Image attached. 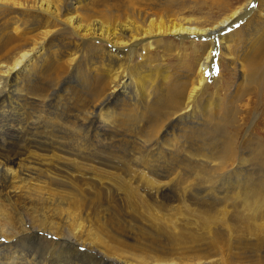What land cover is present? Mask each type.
I'll return each instance as SVG.
<instances>
[{
    "label": "bare ground",
    "instance_id": "1",
    "mask_svg": "<svg viewBox=\"0 0 264 264\" xmlns=\"http://www.w3.org/2000/svg\"><path fill=\"white\" fill-rule=\"evenodd\" d=\"M182 6L0 0V264H264L238 247L264 252V178L212 190L202 169L233 160L222 129L230 118L219 116L220 103L200 99L217 39L216 64L223 57L240 74L229 106L260 72L264 0L235 4L211 22ZM165 56L180 60L166 64ZM10 110L14 119H3ZM82 126L102 147L138 145L145 160L126 167L136 185L108 156L110 164L85 158L93 147L80 144ZM146 158L192 161L153 176L146 170L159 163ZM180 165L189 169L174 174ZM171 186L182 189L169 194ZM201 188L213 200L199 198ZM236 230L246 232L239 241ZM41 239L48 249L31 247Z\"/></svg>",
    "mask_w": 264,
    "mask_h": 264
},
{
    "label": "rangeland",
    "instance_id": "2",
    "mask_svg": "<svg viewBox=\"0 0 264 264\" xmlns=\"http://www.w3.org/2000/svg\"><path fill=\"white\" fill-rule=\"evenodd\" d=\"M245 1L246 0H173V4L176 8L183 5L181 7L182 9L179 8L183 12V14H186V15L188 14V15H191L193 17H197L199 21L201 20V21H205V22H211V21H214V20L220 18V16H222L224 14V12H226L228 10L227 9L228 7L234 6L235 4L241 5ZM237 26L234 27L235 30L233 28L232 31L237 32L236 29H239V28H237ZM238 27H240V26H238ZM241 32L244 33L246 31L241 30ZM169 38H171V37H169ZM241 40H242V38H241ZM196 41L201 42L202 40L201 41L196 40ZM217 41H218V39H217ZM217 41L213 46V50H212V54H211L212 63H210V67L206 70V76L211 75L212 77L211 76L210 77L212 79L213 78L214 79L213 80L211 78L207 79V81L205 83V88L203 90L202 97L200 98L202 101L201 100L200 101L202 103H204L205 101L208 103L211 101L210 99L215 100V102H218L221 104V107L218 110L219 116L225 117L226 114L227 115L229 114L228 117L230 118V119H225V123L223 124L224 127H222V129L225 131V132H223L224 136L229 142L225 145H228L230 148L234 149L231 153V154H234L232 157L233 160L228 161V163L225 166V169H216L217 168V165H216L217 161L213 162L214 164L216 163L215 166L213 163L209 164L210 167L206 166L204 164L205 167H207V169H205V167L203 168L204 170L202 169V172H204V173L207 172L206 174H208V175L205 174L206 176L212 177V181H211L212 190L214 192L220 193L219 191H222V188L225 189L224 187H228V185L230 186L232 184L234 185L236 182H241L242 179L244 181H246V183H248L251 181L249 179L258 180L260 178H264V160L261 158L264 156V57L261 58V63H260V66L258 67V70L260 72L256 73V77L252 81V83L244 84L242 86V90L240 91V95L237 97V99H234V101H233L234 107H231V106H229L228 101L230 98V94L233 93V91L235 90V87H237V84L239 83L240 77H238V75L240 76V74L237 73V71H236L237 69H234V70L229 69L227 67L225 59L223 57L221 58L220 63L216 64V59H217L216 55L219 53V50L217 49L218 48ZM155 49L152 50V54L153 55L154 54L155 55H161L160 49L156 48V47H155ZM185 53L189 54L190 56L193 55V53L191 52V47H190V50L185 51ZM173 55H174V53H173ZM184 57H185V60L188 61L189 63L191 62L190 60L193 59L192 57L188 58L187 55ZM222 59L224 61H222ZM135 60L138 62L141 61L142 56L141 55L136 56ZM178 60H180V59L179 58L177 59L176 56H165L164 57V61L166 64H173L174 65V63L178 62ZM169 69L171 71L173 70L172 68H169ZM206 98H209V99H206ZM210 108H211V106H210ZM12 116H13V114H11V110H10L9 116L6 118L3 117V119H7V118H8L7 120L14 119L15 115L13 117ZM82 127H80V136H81L80 137L81 138L80 144H82V143L85 144V142L87 141L85 145L86 146L88 145L90 148L93 147V149H91V150H93L95 152L97 150V152H98V153L97 152L95 153L89 149L88 153H90V154H87L88 149H86L85 158L86 157H88V158L92 157L93 158L95 156L98 160H101L105 163H109V160L112 161V162H110V163H112L111 165H115V166L119 167L121 169V172L123 173L122 175L125 178L130 179L136 185L137 177L130 175L127 172L126 167L129 166V163H131L130 164V166H131L135 162H142L145 160V158L140 157L139 151L141 149L139 148V150H138V147H136L137 144H134L133 142H130V141H128V139H126V140H123L120 142L118 140H115L117 143L115 141H113L110 143V145H106L105 147H102V145H100L99 143L96 144V142H94V139H92V138H94L92 128L89 127V128H91V130H90L89 128H86L85 126H82ZM87 129H89V131ZM211 129H212L211 131H213L214 126ZM85 131H86V133H85ZM86 135H87V137H85ZM117 138H120V137H117ZM183 138H185L184 135H183ZM89 139L91 141L93 140L94 143L91 142ZM186 139H187V135H186ZM192 140H193V138H191L190 141L194 142ZM125 143H126V145H125ZM194 143L199 144L196 141ZM132 144H134L135 146ZM222 145H223V143L220 144V147H222ZM125 146H126V148H125ZM127 146H129V148H127ZM119 147H121V150L122 149L123 150L119 151L120 150ZM99 149H100V151L102 150L101 154L99 152ZM128 151L130 153H128ZM134 151L136 154L134 153ZM252 152L257 153V158H253V157L251 158L250 157ZM109 154H110V156H109ZM132 154H134V155L132 156ZM138 154H139V156H138ZM83 155H84V153H83ZM83 155H82V157H83ZM92 155H94V156H92ZM101 155H102V157H101ZM104 155H105V158H104ZM135 155H137L138 158ZM95 157H94V159H96ZM106 157L109 160H105V159H107ZM110 157H112L113 159L112 158L110 159ZM131 158H132V160H131ZM241 158H245L243 161L244 162L243 163L244 169L243 170L242 169L241 170H235V168H237L238 165L239 166L241 165L239 162ZM175 159H170L171 161L167 160V159H166V161H163V159L161 160V159H157V158H155V160L154 159L153 160L147 159L148 161L152 160L153 161L152 163H156V164L159 163V165L160 164L161 165H160V169L158 168L159 167V165H158L157 168L151 167V169L153 168L154 170L147 169L146 171H148L149 173L153 172L152 175L155 176L157 171L160 174L159 170H163V172L170 171L169 170L170 168L168 169V167H170V165H171L170 163H173V162L183 163L185 161L184 164H188L189 162L192 161V160L191 161L184 160V158H179V159L175 158ZM113 160H114V162H113ZM156 160H157V162H155ZM176 168L177 169L174 170L175 171L174 174L177 173L176 175H178L179 172L181 174L186 172V170L189 169V166L188 165H180ZM204 173H200V175L204 176L203 175ZM176 175L172 174L171 177L175 178ZM190 178H191V176L188 177V180ZM192 179H191V181H192ZM201 179H204V177H201ZM215 179H217V180H215ZM181 181H183V179H181ZM176 182H173V183L174 184H181L179 181H176ZM200 184L201 183L197 184L196 189H199L200 187L204 186V185L201 186ZM213 184L215 185V187ZM198 186H199V188H198ZM207 186H208V184H207ZM176 187L177 186H171L170 189H172V192H170V193L168 192V193L173 194L176 189L181 191L182 188L179 189L178 187L177 188ZM200 190H198L200 192L199 198L202 196L205 200H208V201L213 200V198L211 196H208L207 194H205V195L203 194V193H208L206 190H205V192L202 191V188ZM175 192L178 193V191H175ZM220 194H222V193H220ZM220 194H217V195L220 196ZM191 195L194 196L193 191H192ZM204 196H206V197H204ZM230 200H231V202H230ZM230 200H228L229 202H227L226 205L232 206V199H230ZM231 206H230V208H228V210L231 209ZM27 220H28V218H27ZM236 231L237 232H235V233L232 232L233 234H232L231 238L239 241V236L241 238H243L246 235V232H244V230H243V232L242 231L238 232L239 230H236ZM242 233L244 236L242 235ZM38 236L45 237L43 233L39 234ZM46 236L47 237L45 239L51 238V235H46ZM226 238H227V236L224 238V240ZM224 240H221V241H224ZM29 243L31 244V247L37 251H41V250L43 251V250H46L49 248L47 241L43 240V239H41L39 241L38 240L32 241ZM35 244L37 247L35 246ZM243 245L244 244H242L241 241H239V244H238L239 248L250 249V251L253 252L249 255V257H247V255H245V257L248 261H255L257 259H260L262 262H264V252L258 253L259 256H256L257 251L254 252V249L246 248ZM247 245H252V244L247 243Z\"/></svg>",
    "mask_w": 264,
    "mask_h": 264
}]
</instances>
